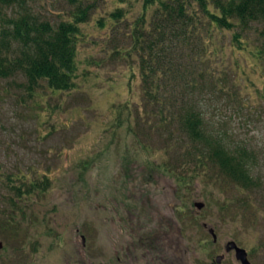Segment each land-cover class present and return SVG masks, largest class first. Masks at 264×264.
I'll return each instance as SVG.
<instances>
[{"label":"rangeland","instance_id":"1","mask_svg":"<svg viewBox=\"0 0 264 264\" xmlns=\"http://www.w3.org/2000/svg\"><path fill=\"white\" fill-rule=\"evenodd\" d=\"M86 1L95 8L75 39L72 89L40 81L28 92L20 73L0 78V264H212L221 255L237 264L230 241L264 264L258 25L197 30L160 55L154 77L175 99L171 112L200 113L207 141H192L142 97L156 5ZM28 6L52 27L73 11L68 0ZM214 145L241 155L246 187L209 160Z\"/></svg>","mask_w":264,"mask_h":264},{"label":"trees","instance_id":"2","mask_svg":"<svg viewBox=\"0 0 264 264\" xmlns=\"http://www.w3.org/2000/svg\"><path fill=\"white\" fill-rule=\"evenodd\" d=\"M34 1L0 0V9L4 11L0 13V78L20 73L26 79L28 92L33 91L40 81H44L53 91H69L73 86L75 39L79 25L87 21L95 5L86 0L83 3L81 0H68L73 5L71 20L61 21L52 27L33 16L28 4ZM146 1V6L155 4L156 8L149 37L142 42V50L153 52L152 66H147L146 73H142L143 100L156 109L164 123L169 124L168 120L175 117L180 131L192 141H207L200 113L192 108L179 110L176 114L171 112L175 99L170 94L165 96L161 93L163 82L154 77L163 66L160 55L164 52L170 54L173 42L184 43L198 33L200 38L204 30L210 32L237 27L244 32L255 24L259 27V55L264 59V0ZM193 6L201 13L200 17L189 13ZM6 11L11 14L7 15ZM120 17V11L111 14L113 20ZM13 45L18 46L16 54ZM208 158L234 182L243 187L249 184L246 164L241 155L228 154L217 145L208 151Z\"/></svg>","mask_w":264,"mask_h":264},{"label":"water","instance_id":"3","mask_svg":"<svg viewBox=\"0 0 264 264\" xmlns=\"http://www.w3.org/2000/svg\"><path fill=\"white\" fill-rule=\"evenodd\" d=\"M203 206V204L201 203H194V207L196 209H201ZM208 233L211 235L213 241L215 240V236L213 234V231L211 229L208 230ZM0 247H1V244H0ZM229 250H234L235 251V258L237 260H239L241 262V264H247V261H246V256H245V252L236 247V245L233 243V242H229L227 245H226V248H225V251H229ZM219 259H217L218 261Z\"/></svg>","mask_w":264,"mask_h":264},{"label":"flooded vegetation","instance_id":"4","mask_svg":"<svg viewBox=\"0 0 264 264\" xmlns=\"http://www.w3.org/2000/svg\"><path fill=\"white\" fill-rule=\"evenodd\" d=\"M214 243H215V241H213ZM231 242V241H230ZM234 243V242H233ZM235 244V243H234ZM237 247V246H236ZM238 248H240V247H238ZM240 249H242V248H240ZM225 250V249H224ZM244 252H245V258H246V261H247V264H251L250 263V261H249V254L244 250V249H242ZM225 253L226 254H230V253H232L233 254V257H234V261L237 263V264H241V262L239 261V260H237L236 258H235V251L234 250H229V251H225ZM217 259H219L218 261H217ZM223 259H224V257L221 255V256H216L215 257V259H214V263H212V264H221V262L223 261Z\"/></svg>","mask_w":264,"mask_h":264}]
</instances>
